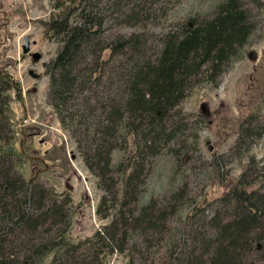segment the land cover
<instances>
[{
    "label": "trees",
    "instance_id": "trees-1",
    "mask_svg": "<svg viewBox=\"0 0 264 264\" xmlns=\"http://www.w3.org/2000/svg\"><path fill=\"white\" fill-rule=\"evenodd\" d=\"M163 1L50 0L45 24L59 46L46 66L48 97L105 192L98 213L111 218L82 241L67 236L71 193L58 194L37 181L38 170L27 180L18 169L22 157L4 150L16 137L9 92L21 87L0 70V264H39L51 251L50 264H104L108 252L142 251L132 243L136 231L147 248L161 239L170 216L190 204L184 189L171 191L168 199L152 197L144 204L140 199L161 154L171 155L177 168L204 161L199 147L204 116L186 113L181 104L201 81L218 86L242 57L264 20V0H222L209 14L157 32L150 26L159 10L167 14L169 0L158 5ZM263 136L264 114H249L230 152L213 154L209 176L227 182L229 162ZM117 149L125 155L116 168ZM117 174H126L123 190ZM231 180L220 196L193 203L168 264L264 261V166L252 156Z\"/></svg>",
    "mask_w": 264,
    "mask_h": 264
},
{
    "label": "rangeland",
    "instance_id": "rangeland-1",
    "mask_svg": "<svg viewBox=\"0 0 264 264\" xmlns=\"http://www.w3.org/2000/svg\"><path fill=\"white\" fill-rule=\"evenodd\" d=\"M164 1L158 5H163ZM220 1L222 0H169L167 14L161 16L162 11L159 10L156 14L160 16L155 15L150 27L157 32L166 31L171 23L182 22L192 15L203 16L213 12ZM50 12V0L0 1V70L10 74L21 87L18 93L15 89L9 92L12 97L9 113L17 137L15 150L20 149L24 135H27L32 138L30 145L37 148L33 153H45L53 149L51 152L54 154H47L51 159L48 172L45 167L49 162L35 161L33 170L27 172V176L24 170L29 169L28 160L23 154L20 155L22 162L18 169L27 180L34 177L38 170L37 181L53 187L58 194L65 191L71 193V225L67 236L68 240L76 243L103 229L111 218H103L98 213L105 192L98 185V177L84 163L75 138L62 126L48 97L50 77L46 74V66L56 56L59 46L47 34L45 23L50 18ZM122 30L130 31V28L124 27ZM27 38L32 52L42 54L38 63L25 54L23 47ZM8 54L12 57H8ZM32 68L39 74L37 78L29 72ZM181 108L186 113H201L204 116L205 122L199 130V147L204 161L196 160L192 165L183 164L177 168L171 155L164 153L158 156L140 204L148 202L152 197L168 199L171 191L184 189L191 205L186 204L178 213L170 216L168 230L162 234L161 239L151 240L148 248L136 231L132 243L137 242L142 251L108 252L104 257V264H132V260L133 264H168L171 245L179 237V229L193 203L200 202L203 196L211 199L223 194L233 183L231 179L239 177L247 169L252 156L256 158L259 167L264 166V136L249 152L229 162L227 169L230 171V182L211 178L208 165L215 151L218 154L230 152L240 123L249 114H264L263 19L243 48L242 57L234 61L222 82L218 86L206 81L195 84ZM124 155L125 152L120 149L114 152L113 163L116 168ZM117 176L121 178L123 190L126 174ZM164 204L165 202L162 203L163 206L166 205ZM53 256L54 252L51 251L39 264H50Z\"/></svg>",
    "mask_w": 264,
    "mask_h": 264
},
{
    "label": "crops",
    "instance_id": "crops-1",
    "mask_svg": "<svg viewBox=\"0 0 264 264\" xmlns=\"http://www.w3.org/2000/svg\"><path fill=\"white\" fill-rule=\"evenodd\" d=\"M0 1H7V0H0ZM14 1H16V0H14ZM0 38H1V35H0ZM8 57H12V56L10 54H8ZM31 140H32V138L30 136L27 137V135H24V141L21 142L20 149L19 150H15L16 149V143H17V142H15V141H17V137H16V139L13 142H11L10 144L4 145V150L8 151V152L15 153V154H18V155H22L23 154L24 157L26 156L25 158L28 160L29 169L24 170V173L27 176H28L27 172H29V171L31 172L33 170V164H34V162L37 159H40V160L44 161V163H46V161L49 162V165L46 163V167H45V169L47 170L46 172H48L50 170V168H51V165H50L51 159H50V156L47 157V154L49 152V154H52L54 156V154L51 152V151H53V149L51 151H45V153L42 152V151H39L38 153H33V151L34 150L36 151L37 148L34 147L33 144L30 145L32 143ZM49 148H51V147H49ZM60 150H63V149H60ZM55 157H57V156L55 155ZM56 160H58V158Z\"/></svg>",
    "mask_w": 264,
    "mask_h": 264
},
{
    "label": "flooded vegetation",
    "instance_id": "flooded-vegetation-1",
    "mask_svg": "<svg viewBox=\"0 0 264 264\" xmlns=\"http://www.w3.org/2000/svg\"><path fill=\"white\" fill-rule=\"evenodd\" d=\"M31 44H30V41H29V39L27 38V39H25V44H24V47H23V49H24V51L26 52L25 54H28V55H30V57H32L33 59H34V57H33V54L34 53H37L38 51H33L32 52V50H31ZM40 53V52H39ZM42 55V54H41ZM42 59V56H41V58H40V60ZM39 60V61H40ZM39 61H35L36 63H38ZM31 71V74L34 76V77H38L39 76V74L37 73V71H35V70H33V68L32 69H29V72Z\"/></svg>",
    "mask_w": 264,
    "mask_h": 264
},
{
    "label": "water",
    "instance_id": "water-1",
    "mask_svg": "<svg viewBox=\"0 0 264 264\" xmlns=\"http://www.w3.org/2000/svg\"><path fill=\"white\" fill-rule=\"evenodd\" d=\"M41 56H42V55H41L39 52L33 54V57H34V60H35V61H39L40 58H41Z\"/></svg>",
    "mask_w": 264,
    "mask_h": 264
}]
</instances>
